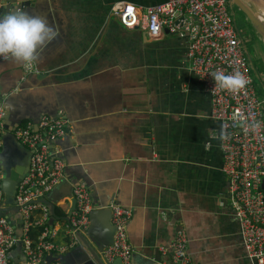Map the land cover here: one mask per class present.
Wrapping results in <instances>:
<instances>
[{
    "label": "crops",
    "instance_id": "0c3cea01",
    "mask_svg": "<svg viewBox=\"0 0 264 264\" xmlns=\"http://www.w3.org/2000/svg\"><path fill=\"white\" fill-rule=\"evenodd\" d=\"M26 1L34 4L30 13L57 32L32 62V70L47 72L60 85L69 111L66 134L53 139L60 138L65 150L56 145V153L68 163L74 185L87 186L99 206L131 208L132 264H177L173 242L180 228L195 264H252L221 169L220 125L210 115L209 92L191 71L186 42L168 33L152 40L139 28L125 27L112 10L119 2L148 7L167 0ZM2 61L0 85L9 88L26 68L11 58ZM68 189L67 183L57 189L55 203L67 212ZM99 216L96 239H107L103 222L110 226L112 212ZM65 219L54 222V241L67 245L58 254L68 256L66 264H82L79 246L93 264H114L88 228L81 235L90 247L80 233L68 245ZM11 258L25 261L22 243Z\"/></svg>",
    "mask_w": 264,
    "mask_h": 264
},
{
    "label": "built area",
    "instance_id": "2783aa9c",
    "mask_svg": "<svg viewBox=\"0 0 264 264\" xmlns=\"http://www.w3.org/2000/svg\"><path fill=\"white\" fill-rule=\"evenodd\" d=\"M234 7L232 0H167L148 7L119 2L112 10L125 27L139 28L152 40L168 33L186 42L191 71L209 92L210 115L220 125L217 137L223 154L221 169L228 179V196L246 255L252 264H264V95L257 90L246 36L237 25ZM33 67V63L25 66L27 70ZM214 71H239L247 83L234 93L222 90L211 77ZM5 120L6 111L0 106V150L7 131ZM257 123L260 126L253 130L251 126ZM69 124L66 118L43 115L37 126L26 120L12 130L32 155L12 204L6 202L4 169L0 166V264H61L53 258L48 261L49 254L57 257L67 245L54 241L55 225L50 224L46 197L61 180L66 163L50 152L48 142L65 135ZM73 194L76 207L66 220L68 245L88 228L94 208L87 186L74 185ZM111 212L115 233L103 256L110 262L119 259V264H132L134 250L127 233L132 210L114 203ZM38 228L42 230L33 242L30 231ZM19 242L26 256L23 263L11 258ZM173 250L179 264H195L184 228L177 231Z\"/></svg>",
    "mask_w": 264,
    "mask_h": 264
},
{
    "label": "water",
    "instance_id": "95a60500",
    "mask_svg": "<svg viewBox=\"0 0 264 264\" xmlns=\"http://www.w3.org/2000/svg\"><path fill=\"white\" fill-rule=\"evenodd\" d=\"M3 6L0 7V11L6 10V7H19L30 13V7L34 4L32 2H27L26 0H1ZM235 5L240 7L242 12L252 21L253 24L258 27V20L254 14L246 7V5L241 0H232ZM258 29V28H257ZM4 61H0V66ZM49 74L47 72H40L35 70H27L22 72L18 77L16 76L15 82L9 88H3L0 85V106H2L6 111V120L5 128L6 132L3 135V144L0 150V166L4 169V178L2 180V187L6 195V202L9 204L14 203V194L17 188L18 183L21 179L27 174L30 167V160L32 151L27 149L22 145L15 135L12 133V130L18 125L22 124L26 120H31L37 126L39 119L43 115H48L53 119L62 117L70 118L69 111L63 107V104L60 100V85L54 84L53 82L47 79ZM3 74L0 75V81ZM62 139V138H61ZM59 140H52L50 145V152L54 156L63 158L62 154H57L55 146H61L63 150L65 147L61 145ZM66 156V152H64ZM68 165V163L66 164ZM67 170V166L65 171ZM66 178L61 182L53 186L51 191L48 194L50 201L48 205L50 208V224L54 225V222L57 221L58 217L55 214V203L60 200V197L57 195V189L62 186L64 183H67L69 189L67 194L71 196L70 208L68 210V215H70L76 207V198L73 194V186L76 184V180L70 176V173L66 171ZM80 178L79 176H77ZM94 208L90 213V223L87 229V232L92 239H96L97 232L95 229L98 226L99 214H103L109 217L111 209L109 208V203H103L101 206L97 203L96 194H92ZM66 201V200H65ZM17 210V207H14ZM0 215L2 213L0 212ZM68 216H66V219ZM111 220V217H110ZM109 220V225H105V220L103 222V229L109 231V236L107 239L103 237H97L96 244L100 249H103L104 245L109 246L113 243L115 227ZM94 232V236H93ZM81 235V233H80ZM83 239V244L90 247V244L87 242V239L81 235ZM21 245V242L18 243ZM80 248L76 253L80 254V262L82 264H93L90 260L87 253H85L84 248ZM67 255L54 257L52 254H49L48 261L50 262L53 258L54 260L60 261L62 264H66ZM119 259H116L114 264H119ZM179 264V262H177Z\"/></svg>",
    "mask_w": 264,
    "mask_h": 264
},
{
    "label": "clouds",
    "instance_id": "9594fccd",
    "mask_svg": "<svg viewBox=\"0 0 264 264\" xmlns=\"http://www.w3.org/2000/svg\"><path fill=\"white\" fill-rule=\"evenodd\" d=\"M56 36V30L44 17L33 15L19 7H6V10L0 11V58H11L27 66L37 60L39 51ZM211 77L220 89L233 93L244 88L247 83L245 76L239 71H214ZM259 126L257 123L251 127L255 130Z\"/></svg>",
    "mask_w": 264,
    "mask_h": 264
},
{
    "label": "rangeland",
    "instance_id": "374dc122",
    "mask_svg": "<svg viewBox=\"0 0 264 264\" xmlns=\"http://www.w3.org/2000/svg\"><path fill=\"white\" fill-rule=\"evenodd\" d=\"M235 9V7H234ZM243 20L238 22L241 27H245L246 36L248 39H246V43L248 45H252L253 51H254V57L252 61L253 68L255 70V74L259 77L256 81V86L258 92L261 91V86L259 85L260 81L264 83V36L259 32L256 25L252 23V21L249 20L248 17H246V20H244L243 16H240ZM251 49V48H250ZM264 92V90H262Z\"/></svg>",
    "mask_w": 264,
    "mask_h": 264
},
{
    "label": "bare ground",
    "instance_id": "6f19581e",
    "mask_svg": "<svg viewBox=\"0 0 264 264\" xmlns=\"http://www.w3.org/2000/svg\"><path fill=\"white\" fill-rule=\"evenodd\" d=\"M258 20V30L264 36V0H241Z\"/></svg>",
    "mask_w": 264,
    "mask_h": 264
},
{
    "label": "flooded vegetation",
    "instance_id": "af4514ba",
    "mask_svg": "<svg viewBox=\"0 0 264 264\" xmlns=\"http://www.w3.org/2000/svg\"><path fill=\"white\" fill-rule=\"evenodd\" d=\"M234 12H235V18H236V21H237V22H238V19H239V22L243 20L242 18H240V16H243V17H244V20L248 21V20L246 19V15L242 12V10L240 9V7H238L237 5H235ZM237 25H238V27L240 28V30H242L243 35L245 34V36H246V32H245V29H244L245 27H241V26L239 25V23H238ZM246 39L249 40V38H247V36H246ZM250 48H251V49H250ZM253 50H254V49H253L252 45H248V44H247V56H248V58L250 59L251 63H252V61H254V60H253V57H254V51H253ZM252 64H253V63H252ZM254 74H255V70H254ZM255 76H256V78L259 79V77H258L256 74H255ZM259 80H260V79H259ZM259 85L261 86V90H264V83H263L262 81H260Z\"/></svg>",
    "mask_w": 264,
    "mask_h": 264
},
{
    "label": "trees",
    "instance_id": "16d2710c",
    "mask_svg": "<svg viewBox=\"0 0 264 264\" xmlns=\"http://www.w3.org/2000/svg\"><path fill=\"white\" fill-rule=\"evenodd\" d=\"M55 214L57 217L65 218L66 215L68 214V212L65 209H63L62 207L56 206L55 207ZM41 230H42V228H38V229H32L30 231V237L33 240V242L36 241V238L40 234Z\"/></svg>",
    "mask_w": 264,
    "mask_h": 264
}]
</instances>
